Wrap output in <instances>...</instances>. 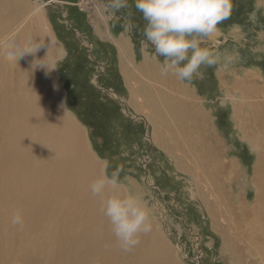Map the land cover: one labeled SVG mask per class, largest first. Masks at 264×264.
<instances>
[{"label":"rangeland","instance_id":"1","mask_svg":"<svg viewBox=\"0 0 264 264\" xmlns=\"http://www.w3.org/2000/svg\"><path fill=\"white\" fill-rule=\"evenodd\" d=\"M4 2L0 0V48L21 33L35 43L39 34L34 11L40 15L42 33H49L59 48L48 63L58 83L62 117L67 116L72 132L59 133L62 141L55 134L45 137L51 127L42 135L40 125L29 119L27 133L44 138L29 153L22 172H10L6 151L0 156V167L5 164L0 170V264H134L145 251L150 262L155 256L158 260L171 256L177 264H264V182L257 172L264 166L258 164L264 148V121L258 113L264 108V0H231V14L218 25V34L200 38L203 47L217 54L218 62L202 65V75L190 83L160 74L163 57L156 56L143 35L146 21L135 0H128L129 7L109 19L97 13V6L108 0H22L19 10ZM129 22L132 27L126 29ZM122 38L130 45L126 58L117 47ZM146 60L155 63L150 73L140 70ZM153 70L158 75H151ZM129 72L131 79L125 76ZM24 73L0 54V107L13 103V80ZM5 84L12 89L10 101ZM90 85L100 92L91 104L97 110V124L85 113L86 97L93 95ZM80 88L86 91L79 98ZM146 98L157 104L158 112L145 103ZM186 110L191 117L187 122ZM4 126L0 122V129ZM0 142L4 144L1 130ZM51 154L58 156L57 167L68 171L63 174L69 180L58 190L51 189L55 172L47 163ZM104 162L109 174L119 168L122 183L139 193L151 211V232L142 233L139 244L129 251L117 242L100 210V197L90 191ZM83 174L88 178L83 186L70 181H80ZM34 182L36 186L31 185ZM44 189V202L29 206ZM96 201L99 205H93ZM67 202L74 205L64 206ZM21 208L28 215L38 214L42 233H48L51 224L55 227L53 233L61 236L57 242L48 236L52 249L43 250L40 238L33 236L37 223L31 229L24 218L23 226L11 223ZM58 249L75 250L76 256L55 261Z\"/></svg>","mask_w":264,"mask_h":264},{"label":"clouds","instance_id":"2","mask_svg":"<svg viewBox=\"0 0 264 264\" xmlns=\"http://www.w3.org/2000/svg\"><path fill=\"white\" fill-rule=\"evenodd\" d=\"M129 7L128 0H108L97 6L102 19H109L121 9ZM231 0H135V8L142 14L146 25L143 35L155 51L163 57L160 74L175 76L182 82H191L201 76V66L217 64L218 56L209 48L202 46V39L218 34V25L229 18ZM131 23L125 28L130 29ZM40 45L25 46L23 49L9 40L0 48V54L15 62L28 53H35ZM38 66L50 64L43 59ZM107 162L100 174L90 184L92 195L100 197L101 212L108 218L111 230L124 251H129L140 242V235L151 232L153 224L151 211L143 197L126 187L120 180L119 168L108 173ZM14 226H23V215L14 212L11 217Z\"/></svg>","mask_w":264,"mask_h":264},{"label":"bare ground","instance_id":"3","mask_svg":"<svg viewBox=\"0 0 264 264\" xmlns=\"http://www.w3.org/2000/svg\"><path fill=\"white\" fill-rule=\"evenodd\" d=\"M3 1L8 2L11 5L12 9H18V10L20 8V7H18V4H22V2H20V3L18 2V1H22V0H3ZM32 15H37V17H35L36 18V24H34L35 25L34 28H35L36 32L38 31L39 36H38V39L36 41H33L36 44L35 43L34 44L29 43L28 40H27L28 37L24 38L22 33L15 40V43L17 45H19L21 49H23L25 46H33V45L34 46L40 45V47L38 48V50L35 53H28L26 55H23V56H21L19 58V60L15 61V62H9V61H7L5 59L7 61V63L12 68H17V69H20V70L24 69L25 70V73H24L25 77H23L22 74H21L18 79L13 80L14 81V85H13V95H14V97H13V100H12L13 103L10 102V106H8V108L5 107V106L4 107H2V106L0 107V122L5 125L3 128L0 129L1 131H3V138H4V144L2 142H0V152H1L0 156L6 151L5 152V156L8 157V159L10 160V163H12V167H11L10 172H12L15 175H18V174H20L22 172L24 162L28 158L29 153H31L33 151L34 146L36 144L40 143L42 141V139L44 138V137L41 138L39 136H35L33 132L27 133V130L25 128V123L29 119H31V122L33 124L40 125V126H38V128L40 129V133L42 135L45 133V129H44L45 127H48V126L51 127V129L47 133V135H44L45 137H48V136H50L52 134H55L57 139L61 140V137L59 136V133H61V132L63 133L64 129L67 130L69 133L72 132V130L67 129V124L70 123L69 119L67 118V116L64 113H63L64 114L63 117H62V114H61L62 111L60 110V101L57 99V92H59L58 91L59 89H58V85H57L58 83H57V80H56V76L54 75L53 71L48 68L47 65L41 67V66H38V65L35 64L36 61H37V63L42 62L40 60L43 59V58H44V60L46 62H49V61L51 62L53 60V57H55L54 55L59 52V48L54 43H52L53 40L48 35L49 33H42V30H40V26L42 25V22L39 21L41 19H40V15H39L38 11H34ZM32 18H33V16H32ZM31 30L34 31V29H31ZM35 34L38 35L37 33H35ZM32 35H33V33H32ZM23 40H25L26 43H24ZM117 44H118L117 47H119V49H120L119 51H121V53H122V55L120 54V56L124 55V57L126 58V55L128 54V52L130 50V45H129L128 41L126 40V38H122V39H120L117 42ZM131 54H133V53H131ZM130 56H132V55H130ZM129 57L127 59H129ZM147 59H148V57H147ZM130 60H132V58H130ZM123 61L127 62L125 60H123ZM150 61L146 60L144 62V66L142 68H140L141 71L143 70L142 72H145V73L149 72L150 73V71H152L153 67L151 65H154L155 63L151 64ZM124 62H122V64ZM125 64L126 63H124V65ZM124 65H123V67H125ZM128 66H130V65H128ZM128 66L125 69H127ZM131 69L133 70V68H131ZM122 70L124 71V69H122ZM156 71H154L153 72L154 74H151V75H155V76L158 75V74L155 73ZM133 72L132 73L129 72L128 75L125 74V76L127 78L131 79V77L133 78ZM141 74H144V73H141ZM134 75H135V73H134ZM135 76H137V75H135ZM139 76L141 77L142 75H139ZM144 76H142V78ZM155 76H153V77H155ZM159 76H160V74H159ZM168 76H170V75H168ZM145 79H146V77H145ZM167 79H169V78H167ZM156 80H158V79H156ZM140 81H141V79H140ZM167 81H165V82H167ZM167 83L170 84L169 82H167ZM172 83H174V82H172ZM2 85H3V82H2ZM170 85H172V84H170ZM176 87H179V83L176 84ZM6 92L8 94V99H9V96H10V94L12 92V89H10V91H9V86H7V85H6ZM144 93L146 95H148L147 91L144 92ZM58 95H59L58 98H60L61 94H58ZM9 101H10V99H9ZM146 101L147 102H145V101L144 102L146 104H149L153 108V110H155L157 112L159 111L158 107H157V104L154 101H152L151 98H146ZM179 112L182 113L183 111L179 110ZM186 112L188 114H185V122H187L186 119L187 120L191 119V117L189 118V112L187 110H186ZM258 113L261 115L260 120L264 121V108H262V110L258 111ZM156 114H158V113H156ZM193 118H192V120H195V117H193ZM77 133L80 134L79 131ZM77 133H76V135H78ZM189 138H190L189 140L193 141L192 136L189 137ZM62 139L63 140H65V139L69 140L67 137H63ZM23 142H25V143L23 144ZM26 143H27V145H26ZM69 145H70V142H69ZM62 147H64V145H62ZM66 147H67V145L65 146L64 149H66ZM261 148L262 149L260 150L261 154H260V157H259V160H258V164L259 163H264V148H263V145L261 146ZM197 149H198V144H197V147L195 148V150H197ZM60 160L61 159L59 158V161ZM65 162L67 163V161H65ZM47 163L49 165L53 164L54 168H55L54 179H53V183H52V188L51 189L58 190L59 189V185H61L63 181L69 180L66 177L68 175H64L63 174V172L65 171L63 168L62 169L64 171L62 172L61 168L59 169L57 167V166H59L58 165V156L56 157V156H54L52 154L49 155L47 157ZM61 163H62V161H61ZM61 163H59V164L63 165ZM71 165L74 167L75 164L73 165V163H71ZM3 166H5V164ZM2 167H0V170H2ZM67 167H69V166H67ZM67 172L65 171V174H67ZM257 172H258V179L262 180L264 182V166H262L261 168H258ZM80 173L86 174V171H83V172H80ZM84 176H85V178L79 177L80 181L77 180L78 182L76 181V179H72V180L70 179V181L73 184H78L79 183L80 185L83 186L88 181L87 175H84ZM45 178L47 179L48 176H45ZM72 178H74V177H72ZM37 183L38 182H34L31 185L36 186ZM76 189H77V187H76ZM45 197H46V189H44V191H43V196L37 202H34V204L32 203L29 206H33V207L40 206L44 202ZM263 200H264V198H263ZM72 205H74L73 202H67V203L64 204V206H67V207H71ZM93 205H99V204H97V201H96V202L93 203ZM46 206H48V205H46ZM21 209H22V215H23V218H24V222L27 221V224H25L26 227L31 229L36 223L38 224L34 231H33V229L32 230L29 229L30 230L29 231L25 227H24V230L26 232L33 231V233L31 232L33 234V236L37 237V238H40L41 248L43 250L52 249V248H49L50 244L48 243V241L50 239H48V236L50 235L49 237L51 238V240L52 241L54 240L56 242L60 239V236H61L59 234L53 233V232L56 231L55 227L51 224L49 232L48 233H42V231L40 229V226H39L38 214L28 215V214H26V212L24 211L23 208H21ZM95 209L97 210V208H95ZM30 211L31 212H35L36 210L32 209ZM63 222H64V220L62 221V223ZM72 223H74V220H73ZM67 224H69V223H67ZM72 235H74V234H72ZM87 240H90V239H87ZM53 243L54 242H52V246H53ZM85 243H86V246H87V243H89V242H85ZM154 243H155V246H156L157 243L156 242H154ZM160 243L162 244L161 241H160ZM161 244H159V246H161ZM54 246L53 247L56 248L57 244L54 243ZM162 246H163L162 249H164V245L163 244H162ZM109 248H111V247H109ZM58 250L60 252V257H56L55 261H57L62 256H64L65 258H68L69 260H71L73 258V256H76L75 250L74 251L60 250V249H58ZM112 250H115V249H112ZM154 251L157 252V250H154ZM158 251L161 252L160 250H158ZM49 252H48V254H49ZM168 252L169 251L166 252L167 253L166 256L169 255ZM33 253H37V251L33 252ZM140 254L135 257V258L139 257V259L135 260L134 264H177L175 262V260L171 256H168L166 258H162L160 260L156 259L158 256H155L154 260L152 262H150V261H148V251H145V252L140 253ZM45 255H46V253H45ZM50 255H49V258H50ZM94 256H96V255H94ZM46 257H48V255ZM39 260H41V259H39ZM46 261H44V262H46ZM38 263H39V261H38ZM40 263H43V262H40Z\"/></svg>","mask_w":264,"mask_h":264},{"label":"trees","instance_id":"4","mask_svg":"<svg viewBox=\"0 0 264 264\" xmlns=\"http://www.w3.org/2000/svg\"><path fill=\"white\" fill-rule=\"evenodd\" d=\"M75 9L74 7H68V11H71ZM76 45L72 44L71 46V50L72 52L75 53L76 51ZM85 88H80V91L77 93V95H79L78 97L80 98L82 95L80 94V92L83 91V93L86 91H84ZM89 89L92 91L93 95L91 93H89V95L86 97V101L88 102V104L86 105V108H85V113H86V117L89 121H92L93 124H97L99 123L98 121V115H97V110L94 111L93 110V107L91 106V104H93L94 102H96V96H98V94H100V92L94 87V86H89ZM115 90L118 92L117 88H115ZM119 93V92H118ZM73 108H76V107H73ZM94 111V112H93Z\"/></svg>","mask_w":264,"mask_h":264},{"label":"water","instance_id":"5","mask_svg":"<svg viewBox=\"0 0 264 264\" xmlns=\"http://www.w3.org/2000/svg\"><path fill=\"white\" fill-rule=\"evenodd\" d=\"M120 99V98H119ZM120 101L122 102V100L120 99ZM127 112V111H126ZM132 119H135V118H132Z\"/></svg>","mask_w":264,"mask_h":264}]
</instances>
